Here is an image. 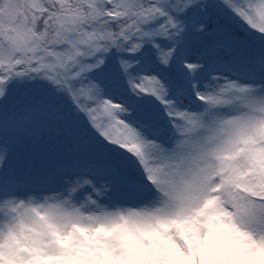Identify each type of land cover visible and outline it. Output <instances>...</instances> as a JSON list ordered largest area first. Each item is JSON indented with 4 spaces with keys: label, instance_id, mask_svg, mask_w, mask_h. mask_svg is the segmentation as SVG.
Wrapping results in <instances>:
<instances>
[{
    "label": "snow or ice",
    "instance_id": "6c2138e0",
    "mask_svg": "<svg viewBox=\"0 0 264 264\" xmlns=\"http://www.w3.org/2000/svg\"><path fill=\"white\" fill-rule=\"evenodd\" d=\"M0 264H264V0H0Z\"/></svg>",
    "mask_w": 264,
    "mask_h": 264
}]
</instances>
